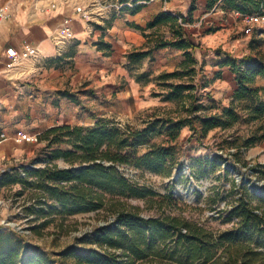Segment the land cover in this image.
Returning <instances> with one entry per match:
<instances>
[{
    "label": "trees",
    "instance_id": "16d2710c",
    "mask_svg": "<svg viewBox=\"0 0 264 264\" xmlns=\"http://www.w3.org/2000/svg\"><path fill=\"white\" fill-rule=\"evenodd\" d=\"M137 1L140 0L135 3ZM218 2L223 9L242 15H264V0H208V8ZM139 8L140 5L134 7ZM195 9L193 2L188 17L163 11L147 23V29L169 27L170 37L164 32L158 33L154 50L174 47L183 51L185 58L180 69L158 75L162 90L156 95L177 102L178 110L183 108L187 115L156 116L141 129L127 127L124 130L103 118L94 126H54L40 135V140H47L45 150L49 152L43 166L27 169L24 176L17 167L2 173V187L22 182L25 188L17 195L23 196L29 190L25 200L30 204L25 206V211L34 216L28 219L30 223L53 214L101 210L110 214L106 224L76 236L74 244L60 252L63 257L72 258L74 264H264V184L260 192H256L251 190L252 184L235 183L232 190L236 191V197L226 208L227 220L234 224L224 230H213L184 216L166 214V208L176 200L173 193L159 194L135 182L125 172L127 167L154 172L167 170L168 160L174 163L175 159L173 143L185 126L192 131L190 138L196 136L202 142L215 128L226 129L240 121L251 123L264 117V85L256 84L258 77L264 76L262 58L251 55L239 58L218 52L221 59L218 65L229 66L237 81L230 104L205 103L198 94L200 89L194 82L199 65L195 57L198 45L180 23V17L185 23L192 22ZM177 78L185 80H173ZM216 109L218 111H213ZM260 130H264V123L242 141L238 142L240 138H237L234 144L238 150L264 140V132L261 134ZM156 135L166 137L160 143L150 144L146 152L140 154L139 149L147 137ZM61 143L72 148L63 149L59 146ZM60 158L70 166H58L55 160ZM250 171L264 176V163L252 166ZM130 198L145 200L161 212L146 216L139 207L128 205L126 200ZM55 220L45 219L28 230L43 237V229ZM56 262L50 252L29 244L25 232L12 227L0 229V264Z\"/></svg>",
    "mask_w": 264,
    "mask_h": 264
},
{
    "label": "crops",
    "instance_id": "0c3cea01",
    "mask_svg": "<svg viewBox=\"0 0 264 264\" xmlns=\"http://www.w3.org/2000/svg\"><path fill=\"white\" fill-rule=\"evenodd\" d=\"M54 1L56 7L44 12L36 10L31 0L8 2L12 18L3 22L0 35V135L7 136L5 140L0 137V163L30 154L33 144L15 142L14 137L19 132L36 134L65 124L94 126L103 118L97 115L92 123L80 119L81 94L90 82L92 85L102 83L101 89L116 91L119 80H126L132 91L135 87L139 92L137 103L143 108L175 104V101L165 100L163 95H156L161 90L142 99L140 96L145 95L146 89L160 87L158 75L180 69L185 58L183 51L174 47L153 49L158 33L163 30L162 27L147 29V23L163 11L177 15V10L166 8L167 0L128 3L121 6L124 8L121 11H105L92 20L75 13L77 6L87 8L92 0ZM195 2L193 21L184 25L180 17L189 37L192 34L189 27H193L198 10L211 16L222 11L226 16L241 17L239 12L223 9L221 2L211 8H208V0L199 6L198 1ZM137 5L140 8L135 10ZM179 11L178 14L186 16L183 10ZM65 21L73 37L63 40L61 28ZM212 32L200 38L190 37L198 45L195 57L199 65L194 82L197 84V75L203 72L202 77L207 80L203 89L212 94H201L203 101L217 106L229 105L237 88L234 72L229 66L220 67V58L211 62L217 70L209 71L208 56L198 50L204 44L212 45L217 37ZM27 43L37 47L38 55L22 60L9 70L6 49L21 50Z\"/></svg>",
    "mask_w": 264,
    "mask_h": 264
},
{
    "label": "rangeland",
    "instance_id": "374dc122",
    "mask_svg": "<svg viewBox=\"0 0 264 264\" xmlns=\"http://www.w3.org/2000/svg\"><path fill=\"white\" fill-rule=\"evenodd\" d=\"M196 1H198L199 6L204 0ZM193 2L196 3L195 0H167L165 6L168 10H177V14L181 12L179 10H183L188 17ZM128 3L133 4L135 0H92L89 7L93 9L96 16L97 13H104L105 11H117L119 9L121 11L124 9H121V6ZM195 13L196 21L193 27H189V30L192 34L196 33L197 35L193 37L191 34L190 37L200 38L211 30L217 36L212 41V45L204 44L198 49L202 54L208 56L206 67L209 71L217 70L211 65V62L218 58V52L239 58L251 55L254 58L264 60V29L260 26L246 23L242 15L241 17L226 16L222 11H218L217 14L211 16L208 12L202 13L199 10ZM182 23L187 24L183 21ZM162 30L167 37L170 36L168 26H163ZM202 74L203 72L197 75L196 83L200 89L198 94L211 96L212 94H208L203 89L207 80L203 79ZM209 76L211 77L212 74ZM173 80L179 82L185 79ZM90 84L86 87L84 94H81L82 99L79 106L82 111L80 119L85 118L88 123H92L98 115L103 116V119L107 121L114 122L116 126L124 130L127 127L141 129L146 126L148 120H153L156 116L178 117L179 115H187L183 108L180 107V111L178 110L177 102L149 108L140 107L137 103V100L140 99L139 92H136L135 87L132 91L131 85L126 80H119L116 91L99 88L102 83L92 85L90 82ZM256 84L263 86L264 76L258 77ZM158 90H162V88L156 85L150 90L146 89L145 95H140L141 99ZM261 123H264V117L251 123L240 121L235 126L226 129L215 128L206 137H203L202 142H199L196 136L190 138L192 131L189 126H185L182 128L178 140L173 143L176 145L175 159L174 163L171 159L168 160L165 165L167 170L154 172L150 169L127 167L125 172L135 182L145 185L159 194L173 193L176 200L171 207L166 208V214L184 216L213 230L230 228L234 222L227 220L226 208L231 206L233 198L236 197V191L232 190V186L235 183L243 184L246 182L253 185L250 186L252 191L260 192V186L264 184L263 175L259 176L258 172L250 171L252 166L264 163V140L252 147H242L239 150L234 143L237 138H240L238 140L240 142L243 138L252 135ZM259 132L262 134L264 130ZM165 137V135L148 136L144 145L140 147L139 153L144 154L150 144L160 143ZM31 144L33 145H31L29 155L5 159L0 163V169L7 170L11 167H17L24 176L27 169L43 166L44 160L49 155V152L45 150L48 144L47 140L42 139ZM59 146L63 149L72 148L67 143H61ZM55 163L60 167L70 166V163L63 158L55 160ZM168 171L171 173L168 174ZM24 186L22 182H16L8 187L1 186L0 229L12 227L25 232L28 243L50 252L52 257L58 260L55 264H74L72 258H65L60 252L67 246L74 244L76 236H81L106 224L110 214L105 210L73 215L53 214L30 223L28 219L34 216L27 215L25 211V206L30 204L29 200H25L29 190L23 196L17 195L25 188ZM126 202L130 206L139 207L146 216H154L161 212L158 207H152L145 203V200L130 198ZM52 218L56 220L43 229V237L33 235L28 230L34 224Z\"/></svg>",
    "mask_w": 264,
    "mask_h": 264
},
{
    "label": "built area",
    "instance_id": "2783aa9c",
    "mask_svg": "<svg viewBox=\"0 0 264 264\" xmlns=\"http://www.w3.org/2000/svg\"><path fill=\"white\" fill-rule=\"evenodd\" d=\"M12 0H0V35L2 33V24L3 22L9 20L12 18V13L9 8V3ZM32 5L36 10H39L41 12L47 11L49 9H53L56 7V2L54 0H31ZM75 13L77 15H80L82 18L86 20H92V18L95 16L93 9L90 7H80L77 6L75 9ZM102 13H97L96 15H100ZM242 15V14H241ZM243 20L246 23H251L260 26V28L264 29V16L260 14H251V15H242ZM61 35L62 39H68L73 37L72 30L70 26L66 25V21L63 24V27L61 28ZM6 54L10 58V62L7 65V68L9 70L14 69L19 65V63L22 60L36 57L38 55V49L36 46L27 43L23 46L21 50H17L15 47H8L6 49ZM42 132H38L36 134H28L25 132H19L15 137L14 140L16 143H36L40 141V135ZM0 137L2 139H7L6 134H1ZM6 169L1 168L0 169V178L2 176V173L5 172ZM1 188V185H0Z\"/></svg>",
    "mask_w": 264,
    "mask_h": 264
},
{
    "label": "water",
    "instance_id": "95a60500",
    "mask_svg": "<svg viewBox=\"0 0 264 264\" xmlns=\"http://www.w3.org/2000/svg\"><path fill=\"white\" fill-rule=\"evenodd\" d=\"M186 1H188V0H186Z\"/></svg>",
    "mask_w": 264,
    "mask_h": 264
}]
</instances>
